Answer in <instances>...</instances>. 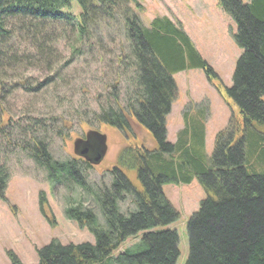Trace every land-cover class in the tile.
Returning a JSON list of instances; mask_svg holds the SVG:
<instances>
[{"label":"trees","instance_id":"1","mask_svg":"<svg viewBox=\"0 0 264 264\" xmlns=\"http://www.w3.org/2000/svg\"><path fill=\"white\" fill-rule=\"evenodd\" d=\"M71 1L0 0V192L9 159L25 158L54 189L80 193L64 213L95 238L51 242L37 251L38 264H175L178 236L160 228L179 215L162 185L194 178L205 198L186 224L185 264H264V0H218L236 24L242 54L226 89L239 120L217 133L211 156L202 112L185 114L176 141H166L173 74L192 68L216 77L181 26L167 17L145 26L136 0H75L78 16L63 12ZM97 78L103 99L96 96L93 112L87 86ZM47 98L63 112L47 110ZM72 120L89 129L85 140L99 138V125L128 137L136 123L156 148H123L109 183L91 184L88 164L50 152L52 138L64 140ZM87 198L93 203L84 205ZM129 239L138 241L117 252ZM11 264L20 263L11 257Z\"/></svg>","mask_w":264,"mask_h":264},{"label":"rangeland","instance_id":"2","mask_svg":"<svg viewBox=\"0 0 264 264\" xmlns=\"http://www.w3.org/2000/svg\"><path fill=\"white\" fill-rule=\"evenodd\" d=\"M136 1L141 6L137 15L145 26H148L155 17H167L178 23L201 58L216 75L208 79L202 70L192 68L173 74L176 97L164 121L166 141L174 143L176 134L185 125V114L192 118L196 112H202L205 153L211 156L217 133L225 131L231 120L232 123L239 120L238 108L226 91L232 86L236 62L242 54V50L234 41L236 24L232 17L219 7L218 0ZM248 1L242 0L243 3ZM63 12L78 16L80 7L72 0L70 6L64 8ZM82 78L78 77L80 82H83ZM87 90L89 92L86 99L87 107L96 112L99 104L97 105L95 98L102 95L99 78L89 82ZM42 104L47 110L52 108L55 115H59L64 109L54 110L55 106L49 107L54 104V100L48 98L46 103ZM76 120L70 121V126H66L68 129L65 132L68 134L64 140L52 138L50 152L59 160L74 159L88 164L90 168L85 174L91 184L109 183L111 180L109 171L116 165L123 148L128 146L148 150L156 148L148 132L136 123L131 124V134L128 137L114 128L99 125L95 130L101 136L98 138L100 140H96L101 144L100 159L94 162L92 159L96 156L95 153L89 156L90 158H84L79 154L87 147L83 143L89 129L83 125L79 126ZM78 141L83 143L75 148ZM2 163L3 159L0 157V164ZM6 167L9 177L0 192V264H11V257L20 264H38L37 251L51 242L61 245L94 244V236L64 213L69 204L80 197L79 192L66 187L54 189L46 180L45 173L25 158H21L17 163L12 157ZM127 174L133 185L139 188L134 174ZM162 192L179 216L175 222L160 229L176 232L179 256L175 264H185L188 258L186 224L191 215L199 209L205 193L195 178L189 184H163ZM87 202L91 200L87 198L84 205ZM121 208L124 211L126 204H122ZM134 242L135 239L127 240L117 252Z\"/></svg>","mask_w":264,"mask_h":264},{"label":"flooded vegetation","instance_id":"3","mask_svg":"<svg viewBox=\"0 0 264 264\" xmlns=\"http://www.w3.org/2000/svg\"><path fill=\"white\" fill-rule=\"evenodd\" d=\"M96 140L97 139H93L92 141L87 140V141L84 142L87 145L88 150H89L87 155L84 158H87V157L90 158L91 155H93L94 153L96 154V156L99 154V150H100L99 143ZM76 148H77V146H76Z\"/></svg>","mask_w":264,"mask_h":264},{"label":"water","instance_id":"4","mask_svg":"<svg viewBox=\"0 0 264 264\" xmlns=\"http://www.w3.org/2000/svg\"><path fill=\"white\" fill-rule=\"evenodd\" d=\"M91 137H89V138H87L86 139V141L87 140H90V141H92L93 139H97V140H99L98 139V137H95V138H92V139H90ZM99 138H101V136H99ZM80 143H83V141H78V142H76L75 143V148H76V146H78V144H80ZM83 144H85V143H83ZM86 145V144H85ZM101 144H100V142H99V146H100ZM84 146V145H83ZM88 147H84V149L79 153L81 156H83V157H85L86 155H87V153H88ZM100 151V150H99ZM99 159H100V154H98L97 156H95L92 160L94 161V162H97V161H99Z\"/></svg>","mask_w":264,"mask_h":264}]
</instances>
